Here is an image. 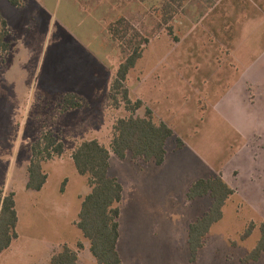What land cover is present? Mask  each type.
<instances>
[{
  "label": "rangeland",
  "instance_id": "1",
  "mask_svg": "<svg viewBox=\"0 0 264 264\" xmlns=\"http://www.w3.org/2000/svg\"><path fill=\"white\" fill-rule=\"evenodd\" d=\"M162 4L163 0H22L15 8L0 0V15L10 31L9 51L0 53L3 195L23 190L30 147L42 133L50 132L64 144L61 157L43 164L48 176L43 189L18 195L19 238L0 264H23L20 258L47 264L64 245L78 251L79 264H97L76 227L82 198L90 189L87 178L76 172L71 154L87 140H97L110 151L108 175L124 187L117 244L121 264H242L254 249L264 224V121L248 143L241 142L212 104L225 89L213 83L226 82L229 74L236 76L260 48L256 41L264 27L252 23L264 22V0H189L167 25L162 22ZM121 17L149 39L126 87L135 101L154 86L153 103L144 102L165 118L154 115L156 121L173 130L161 166L129 158L121 161L110 150L114 123L129 116L109 105V88L121 56L106 29ZM238 46L244 64L235 68V63L232 69L230 51ZM185 64L191 66L196 88L203 78L212 84L203 86L207 107L200 105L201 99L196 105L198 93L183 81ZM144 77L148 80L143 92ZM66 93L82 96L85 106L62 112ZM178 139L184 143L181 149H176ZM212 169L233 195L191 262L188 227L207 212L211 200L188 201L186 193L191 181ZM251 224L254 230L244 238ZM247 264H264V254Z\"/></svg>",
  "mask_w": 264,
  "mask_h": 264
},
{
  "label": "trees",
  "instance_id": "2",
  "mask_svg": "<svg viewBox=\"0 0 264 264\" xmlns=\"http://www.w3.org/2000/svg\"><path fill=\"white\" fill-rule=\"evenodd\" d=\"M189 0H163L161 7L162 22L167 25ZM15 7L21 6L22 0H7ZM169 34L172 30L167 29ZM110 40L117 44L121 62L116 70L109 88V105L114 110L123 109L128 117L119 118L113 125L110 142L111 153L119 160L129 158L132 161L153 163L161 166L166 156L165 146L173 136V131L165 123L156 121L152 111L144 108L141 100L133 101L126 87L129 72L135 68L143 57L147 37L135 31L125 18L121 17L106 29ZM10 35L6 21L0 15V53L7 54ZM177 41V39H175ZM62 112L81 109L85 106L77 94L66 93L61 98ZM143 110L142 116L138 112ZM183 143L176 141V149ZM64 154V144L50 132H44L30 147V160L27 167L26 190L39 192L47 183L48 176L43 164ZM76 172L87 178L89 193L82 198L76 227L82 237L89 243V251L97 264H121L117 252L119 240V204L123 196V187L116 178L108 175L110 151L97 140H87L79 144L71 154ZM63 186V185H62ZM233 190L221 176L193 182L186 194L188 201L208 197L209 209L188 227L187 245L190 261L195 262L199 250L205 244L211 228L223 218V208ZM18 216L15 194L3 195L0 191V255L9 249L17 239ZM253 224L245 232L244 238L251 235ZM83 247L77 244V249ZM264 254V224L259 227V239L254 249L242 260V264L257 261ZM49 264H79L78 251L64 245L55 252Z\"/></svg>",
  "mask_w": 264,
  "mask_h": 264
},
{
  "label": "crops",
  "instance_id": "3",
  "mask_svg": "<svg viewBox=\"0 0 264 264\" xmlns=\"http://www.w3.org/2000/svg\"><path fill=\"white\" fill-rule=\"evenodd\" d=\"M252 24L255 25L254 27H256V26L257 27H259V26L264 27V22L260 21V19L254 21V23H252ZM247 39H249V38H247ZM247 39H244L243 42ZM261 41H264V31L261 34V38L257 39V41H256L258 43L260 42V45L258 46V47H260L258 49V50H260V52L257 53V51H258L257 50L256 53H254V55L251 56V57H253L251 59V62H248L244 66H242L241 70H238V72H236V76H234L233 74H229V76H227V78L224 79V81H226V82H223V79H221V80H218L217 82L213 83L214 86H219L221 84L220 86L225 88L224 90L221 91V93L218 95V98L212 104L214 112L216 111L215 113L217 115H219L225 122H227L229 124V126L240 136L241 142H245V143H248L249 140L256 135L257 127L259 126L260 123H262L264 121V43H261ZM251 42H255V39H254V41H251ZM233 46H234V43H233ZM239 47L240 46H238L235 49H232L230 51V57L232 59V66H231L232 69H234L235 63L237 64V67H235V68H238L240 63L242 65L244 64V63L240 62V60H239L240 57H243V54H244V52L240 53ZM172 53H173V51L169 52L168 56L169 57L174 56V55H172ZM188 56L190 58L189 52H188ZM185 65H186L185 68L182 69L186 72L184 74L182 73L184 75L183 81L185 82L187 87L189 86V87L194 88L195 91L198 93L196 105L199 104V99H201L202 101H201L200 105H204L205 107H207V104L203 103V101L205 100V98H203V97L206 96V93H204V91H203L204 90L203 86H205L207 84H209V85H212V84L208 81V79L204 80V78H203L202 84H199V87L196 88L194 86V84H192L194 80L196 81V77L194 76V73H192V74L189 73L188 67L190 65H188V64H185ZM171 67H174V70L176 72V67L169 65V69ZM147 78L148 77H144L141 80V90H143V92H144L143 87L145 86V83L148 80ZM151 88H152V90L150 93L147 92V93H145V94L143 93L141 95L138 94V98H137V100L142 101L144 107L147 109H149V108L145 102L148 101L149 103L152 104L154 97H155L154 86L152 85ZM71 94H77V93H71ZM77 95H79V94H77ZM80 97L82 98V96H80ZM207 98H208V96H207ZM208 106H210V104H208ZM197 110H198L197 114L202 113L199 111V109H197ZM154 113H153V115H155ZM201 115H203V113ZM155 116L162 121L165 120V118L162 115H159V116L155 115ZM202 120H204V118H202ZM182 143H183V141H182ZM225 144H229V146H231L230 145L231 143H225ZM183 147H184V143H183ZM165 150H166V146H165ZM239 151H240V149L239 150L237 149V150H235V153H238ZM166 156H167V151H166ZM166 156H165V159H164V162L162 165H164V163H165ZM146 164H148V163H146ZM144 166H142V168ZM203 166H205V165H203ZM206 166H208V165H206ZM208 167L210 168L211 166H208ZM207 170H208V168H207ZM213 172H215V171L212 169L209 172H207V176H205V177L199 176V178H197L196 180L191 181L190 185L197 180H200V179L206 180V179L214 177ZM26 182H27V180H26ZM26 182L24 183L22 191H18L16 189L15 190L11 189L9 192L5 193L6 195L10 192H13L15 194L16 212H17V216H18L17 228H18L19 223H20V214H21L20 208H19L21 201H19L18 195L21 192H23L24 194H30L31 193L28 190L26 191V188H25ZM190 185L188 186V189H189ZM123 196H124V187H123ZM123 196H122V200H123ZM122 200H121L120 205H119L120 216H121ZM17 238H19L18 234H17ZM119 238H120V227H119ZM17 240L18 239L14 240L11 243V246L9 247V249L0 255V260L4 256H6V254H10V252L13 251L14 245L16 244ZM117 252H118V250H117ZM52 255H50V258ZM49 261H50V259L48 260L47 264H49ZM18 262H22L23 264H34V263H31V261H27V260L22 259V258H20L18 260Z\"/></svg>",
  "mask_w": 264,
  "mask_h": 264
}]
</instances>
